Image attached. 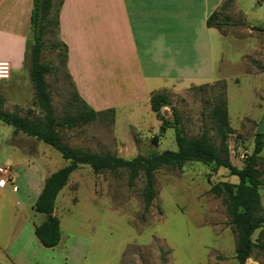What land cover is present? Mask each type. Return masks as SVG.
<instances>
[{
	"label": "rangeland",
	"instance_id": "rangeland-1",
	"mask_svg": "<svg viewBox=\"0 0 264 264\" xmlns=\"http://www.w3.org/2000/svg\"><path fill=\"white\" fill-rule=\"evenodd\" d=\"M217 11L225 24L217 28L221 37L214 35L210 76L206 70L194 84L166 92L170 105L178 111L184 134L194 137L205 131L216 146L220 139L209 113L223 94L228 123L234 129L227 139L229 160L241 167L253 149L255 129L264 113V73L254 64H264V32L251 28L264 27V0H222ZM43 43L40 61L54 68L44 78L55 116L60 119L82 106L73 97L62 49L49 48L58 44L54 27L45 33ZM0 96L5 110L41 116L33 104L24 53L21 70L10 73L9 69L8 77L0 78ZM160 112L173 123L168 106ZM159 124L148 106L104 112L92 121L59 127L58 131L64 143L78 150L131 158L176 150L172 128L153 140ZM30 162L37 165L38 178L29 172ZM67 163L55 149L22 133L13 134L12 127L0 121V167L8 168L7 174L18 187L14 190L10 182L0 187V264H14L13 256L17 264H237L236 235L224 196L215 195L210 187L238 179L212 163L159 168L156 194L146 212L142 173L130 186L125 171L94 173L88 165H79L55 199L53 215L59 219L60 240L54 247L42 246L34 236L33 224L44 216L32 207L44 179ZM257 168L264 183V146ZM259 193L264 210V184ZM257 238L256 230L252 239L257 242ZM22 243L26 254L14 255ZM245 264H264V250L254 247Z\"/></svg>",
	"mask_w": 264,
	"mask_h": 264
},
{
	"label": "crops",
	"instance_id": "crops-1",
	"mask_svg": "<svg viewBox=\"0 0 264 264\" xmlns=\"http://www.w3.org/2000/svg\"><path fill=\"white\" fill-rule=\"evenodd\" d=\"M221 2L63 0L58 39L67 47L76 92L96 111L135 110L150 107L152 92L186 88L206 70L210 76L214 35L222 34L205 21ZM31 8L32 0H0V60L10 73L22 68ZM162 82L168 84L157 86ZM29 172L38 178L36 164L30 162ZM24 248L22 243L14 255L24 257Z\"/></svg>",
	"mask_w": 264,
	"mask_h": 264
},
{
	"label": "trees",
	"instance_id": "trees-1",
	"mask_svg": "<svg viewBox=\"0 0 264 264\" xmlns=\"http://www.w3.org/2000/svg\"><path fill=\"white\" fill-rule=\"evenodd\" d=\"M63 0H32L29 17V31L25 41L24 65L27 62L28 77L33 89V104L41 110V116L21 115L15 111L1 108L0 121L12 127L13 134L22 133L55 149L68 163L49 174L38 193L33 210L43 215V220L33 224V231L40 244L44 247H54L60 240L59 219L53 215L55 199L59 191L66 185L69 175L79 165H88L92 172L104 170L110 172L125 171L128 176V185H132L140 173L143 174L144 184L141 191L143 210L146 212L155 197V172L162 167L181 168L186 162L212 163L215 167L228 169L230 175L236 176V183L220 182L212 185L210 191L215 195H223L229 223L232 226L236 243L234 257L237 264H245L254 247L264 250V210L260 205L259 187L264 183L259 178L257 168L259 153L264 146V133L254 134V145L250 154H246L241 167H237L229 160L227 139L234 129L228 123L226 101L223 94L218 95L217 102L210 110V118L219 137L216 146L207 132L203 131L194 137L184 134L180 125L177 109L171 106L167 92H152L149 97L151 111L160 121L159 131L153 135L156 139L168 128L174 131L176 150L165 149L148 155L136 154L131 158H123L111 153L90 152L78 150L62 141L59 127L72 128L95 119L104 112L113 113V108L96 111L91 108L76 92L73 97L82 106L74 114H66L57 119L51 103V96L45 75L54 68L40 61L42 50L45 48L43 36L50 27L56 29L57 39L59 32V10ZM207 27L219 28L225 24L219 18L218 11L212 12L206 19ZM252 29L264 32V27L252 26ZM50 49H62V57L66 65L67 47L58 39V44H51ZM260 72L264 73V64L254 62ZM67 69V68H66ZM72 83V82H71ZM264 100V96H263ZM168 106L173 116V123L164 119L160 110ZM48 214H52L48 219ZM258 231L257 242L252 239L253 233Z\"/></svg>",
	"mask_w": 264,
	"mask_h": 264
},
{
	"label": "built area",
	"instance_id": "built-area-1",
	"mask_svg": "<svg viewBox=\"0 0 264 264\" xmlns=\"http://www.w3.org/2000/svg\"><path fill=\"white\" fill-rule=\"evenodd\" d=\"M9 74V66L6 61H0V78H6ZM9 172L7 167H0V174L5 175L0 177V187L4 186L6 183L10 182L13 184L12 179H10L9 175L7 174ZM13 188L16 189V186Z\"/></svg>",
	"mask_w": 264,
	"mask_h": 264
},
{
	"label": "water",
	"instance_id": "water-1",
	"mask_svg": "<svg viewBox=\"0 0 264 264\" xmlns=\"http://www.w3.org/2000/svg\"><path fill=\"white\" fill-rule=\"evenodd\" d=\"M255 133H264V113L263 116L261 118V120L259 121L256 129H255ZM52 216V214H48V219H50Z\"/></svg>",
	"mask_w": 264,
	"mask_h": 264
}]
</instances>
